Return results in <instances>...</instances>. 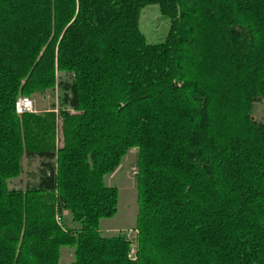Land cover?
Masks as SVG:
<instances>
[{
	"label": "trees",
	"instance_id": "16d2710c",
	"mask_svg": "<svg viewBox=\"0 0 264 264\" xmlns=\"http://www.w3.org/2000/svg\"><path fill=\"white\" fill-rule=\"evenodd\" d=\"M148 5L162 44L139 29ZM56 91L59 148L53 113L16 114ZM263 101L264 0H0V264H264ZM134 149L131 258L99 225ZM24 158L37 180L10 190Z\"/></svg>",
	"mask_w": 264,
	"mask_h": 264
},
{
	"label": "rangeland",
	"instance_id": "374dc122",
	"mask_svg": "<svg viewBox=\"0 0 264 264\" xmlns=\"http://www.w3.org/2000/svg\"><path fill=\"white\" fill-rule=\"evenodd\" d=\"M170 19L164 16L158 5L145 6L140 14L139 29L150 45L165 42L170 31ZM26 98L20 97L19 99ZM18 99V101H19ZM34 115L53 113L57 129L56 146H62L61 117L59 115L60 94L59 92H47L44 95H36L33 99ZM17 101V103H18ZM16 103V105H17ZM55 107V109H53ZM16 114L17 106H16ZM253 118L264 123V101L257 104L253 110ZM139 152L137 149L130 151L121 161L119 167L105 177V185L115 187L118 190L119 202L117 214L111 219L100 222L99 230L105 237L122 235L127 237L137 246L138 235L137 219L140 210V194L138 188L139 174ZM39 161L24 158L22 162V173L19 178L8 181L10 190H25L28 184L36 182L35 175L38 174ZM58 217V216H57ZM69 221V216H66ZM74 261L73 251L64 249L62 251V264H71Z\"/></svg>",
	"mask_w": 264,
	"mask_h": 264
},
{
	"label": "built area",
	"instance_id": "2783aa9c",
	"mask_svg": "<svg viewBox=\"0 0 264 264\" xmlns=\"http://www.w3.org/2000/svg\"><path fill=\"white\" fill-rule=\"evenodd\" d=\"M16 106H17V113L19 115H26V114H34L35 113L33 102L28 98L19 99ZM57 222L58 223L61 222L60 217H57ZM136 234L138 235L137 230H136ZM134 245H135V243L134 244L132 243V249L130 251V257L131 258H135L136 253H137V246H134Z\"/></svg>",
	"mask_w": 264,
	"mask_h": 264
}]
</instances>
